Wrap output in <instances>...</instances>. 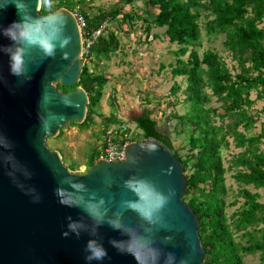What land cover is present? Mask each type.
<instances>
[{"label": "water", "instance_id": "1", "mask_svg": "<svg viewBox=\"0 0 264 264\" xmlns=\"http://www.w3.org/2000/svg\"><path fill=\"white\" fill-rule=\"evenodd\" d=\"M40 9L41 0H0V264H204L184 168L165 146L130 144L124 162L97 161L85 175L46 147L85 122L89 98L57 90L76 87L85 67L76 17ZM90 243L106 254L89 259Z\"/></svg>", "mask_w": 264, "mask_h": 264}, {"label": "trees", "instance_id": "2", "mask_svg": "<svg viewBox=\"0 0 264 264\" xmlns=\"http://www.w3.org/2000/svg\"><path fill=\"white\" fill-rule=\"evenodd\" d=\"M117 5L128 7L138 0H115ZM147 9L155 8L157 14L151 20L138 17L145 25L147 42L152 28L163 31L162 40L176 45V64L172 70L174 78L187 82L186 100L190 112L179 117L185 132V147L176 151L171 139L160 132L152 111H145L133 120L141 131L142 141L151 139L169 149L184 168L187 193L184 203L193 211L199 222V236L204 264H247L246 258L259 255L264 264V236L257 238V227L264 226V205L259 203V191L264 190V127L258 136H250L258 119L251 114L256 102H264V0H144ZM86 0H41L40 15L47 16L59 10L73 13L79 9L78 17L85 23L83 38L91 36L108 22H116L122 11H101L93 15L85 11ZM202 12L209 16L206 31L208 37H223L224 49L236 64L231 70L223 59L209 51L199 56L197 48L201 40L199 21ZM133 19L125 15L124 24ZM109 36L101 37L83 55L86 63L109 59L119 50L116 29ZM157 40V39H155ZM188 55V61H182ZM85 64L76 87L57 90L68 94L82 88L88 95L87 118L82 125H70L88 129L95 124L94 116L103 98L104 87L109 78L91 72ZM171 89V95L178 92ZM220 107L210 106V96ZM252 94H255L253 100ZM118 121L107 119L103 132L109 134L110 127ZM61 130L59 136L62 134ZM181 133V131H180ZM178 134V133H177ZM239 151L229 169H235L234 180L242 187L240 197L242 209L232 215L229 224L226 216L227 169L224 155L231 148ZM184 150V151H183ZM98 161V153L89 158L88 171ZM71 173L74 170H71ZM252 188L255 193L248 189ZM241 236V242L237 237ZM247 240V245L243 241Z\"/></svg>", "mask_w": 264, "mask_h": 264}, {"label": "rangeland", "instance_id": "3", "mask_svg": "<svg viewBox=\"0 0 264 264\" xmlns=\"http://www.w3.org/2000/svg\"><path fill=\"white\" fill-rule=\"evenodd\" d=\"M115 3V4H114ZM85 11L90 14H97L101 11H114L120 9L122 15H129L133 19L131 34H128L129 28L125 26L124 32L116 34L119 41V50L111 53L106 61H94L89 65L91 72L103 75L109 78L108 84L104 87L103 98L99 108L94 116L95 124L88 129H80L67 125L62 134L56 138H50L46 141V147L52 152H58L62 158L64 167L74 170L73 174L85 175L88 172L87 163L94 152L99 153L107 137L103 132L107 119L118 121V125L110 127L108 133L124 126L128 130V136L131 139L130 144L142 142L141 131L133 123V120L145 111L154 113L153 119L157 122L161 133L167 135L172 142L174 149L178 152L185 147L186 134L188 129L180 125L179 117H185L190 112V103L186 100L187 82L184 78H174L172 70L176 64L175 54L179 50L176 45H170L162 40L163 31L152 28L151 37L146 41V25L139 21L142 19L151 20L157 14L155 8L147 9L144 0H138L134 5L122 7L117 5L115 0H86ZM63 10V9H62ZM79 9L72 14L76 17ZM206 12H202L199 21L201 29V40L197 52L200 57L204 53L212 51L218 54L231 70L236 66L231 56L225 51L223 37H208L206 26L209 21ZM107 24H110L109 22ZM107 26V25H106ZM82 35V27L79 24ZM107 33H114L109 25ZM87 49L83 46V55ZM182 61H188V55L182 58ZM178 87V92L171 95V89ZM206 93L211 97L210 106L220 107L216 99L212 98L209 91ZM255 100V94L251 97ZM251 114L258 119L257 126L250 132V136H258L264 127V102H256ZM181 131V133H180ZM178 133V134H177ZM261 151H264V141L260 145ZM184 151V150H183ZM239 153L234 148L231 141L230 150L225 153L224 166L227 169L226 186L228 196L226 198V216L229 224L234 213L239 212L244 204L240 197V191L244 187L238 185L234 180L236 170L229 169L233 158ZM252 193V188L248 189ZM259 203L264 205V190L258 192ZM256 236L260 239L264 236V226L257 227ZM240 235L237 241L241 242ZM247 240L243 245H247ZM247 264H263L259 255L246 258Z\"/></svg>", "mask_w": 264, "mask_h": 264}, {"label": "built area", "instance_id": "4", "mask_svg": "<svg viewBox=\"0 0 264 264\" xmlns=\"http://www.w3.org/2000/svg\"><path fill=\"white\" fill-rule=\"evenodd\" d=\"M77 21L84 29L85 23L83 19L77 17ZM106 36H109V34L107 33V26L104 24L97 32L93 33L91 36L86 35L85 38H83V46L88 50L95 41ZM127 133L128 130L124 126L118 128L116 131H111L105 138L102 148L98 153V161H106L108 163L124 162L125 149L131 141Z\"/></svg>", "mask_w": 264, "mask_h": 264}, {"label": "clouds", "instance_id": "5", "mask_svg": "<svg viewBox=\"0 0 264 264\" xmlns=\"http://www.w3.org/2000/svg\"><path fill=\"white\" fill-rule=\"evenodd\" d=\"M14 5H15L17 11L19 12L21 6L19 4H14ZM8 33H9V35L12 36L13 39H15V34L12 33L11 29L8 30ZM22 36H24L25 38H27L30 43H34L35 42V40L33 39L32 35L29 32L22 33ZM43 47H44V49H45V51L47 53L51 54L52 46L50 44H48L46 42H43ZM22 64H23V60H22V55L21 54H16V55H13L12 56V71H13V73L19 74L22 71ZM152 208H153V206L149 205L146 209L143 210V215L146 218L151 219V216H152ZM89 248L93 252V256L89 257V259H92V258L99 259L103 255L106 254V253L103 252V250H101L99 248L93 247V245L91 243L89 244Z\"/></svg>", "mask_w": 264, "mask_h": 264}, {"label": "flooded vegetation", "instance_id": "6", "mask_svg": "<svg viewBox=\"0 0 264 264\" xmlns=\"http://www.w3.org/2000/svg\"><path fill=\"white\" fill-rule=\"evenodd\" d=\"M115 10H117V9H115ZM124 17H125V15H121V16L118 17L116 22H111V23L109 22L110 24L106 23L107 27H109V25H110L111 29L118 28V29H116V34H118V35L123 33L124 32V28H125ZM126 24H127V21H126ZM127 27H128V25H127ZM130 28H131V26H130ZM108 34L111 35L110 33H108ZM128 34H130V32Z\"/></svg>", "mask_w": 264, "mask_h": 264}]
</instances>
